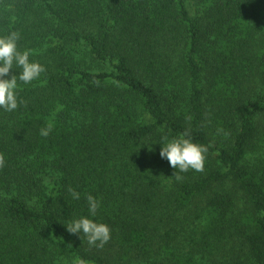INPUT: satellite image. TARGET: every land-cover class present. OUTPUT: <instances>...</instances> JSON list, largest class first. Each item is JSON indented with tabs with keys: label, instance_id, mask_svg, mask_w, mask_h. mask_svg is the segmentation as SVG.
Wrapping results in <instances>:
<instances>
[{
	"label": "trees",
	"instance_id": "16d2710c",
	"mask_svg": "<svg viewBox=\"0 0 264 264\" xmlns=\"http://www.w3.org/2000/svg\"><path fill=\"white\" fill-rule=\"evenodd\" d=\"M13 30L45 71L0 109V264H264V0H0ZM185 131L208 151L177 181ZM88 195L103 248L66 229Z\"/></svg>",
	"mask_w": 264,
	"mask_h": 264
},
{
	"label": "clouds",
	"instance_id": "9594fccd",
	"mask_svg": "<svg viewBox=\"0 0 264 264\" xmlns=\"http://www.w3.org/2000/svg\"><path fill=\"white\" fill-rule=\"evenodd\" d=\"M19 39L18 31L0 34V109L6 112H12L18 107L19 85L30 84L45 71L42 64L29 59V50L18 48ZM10 70H17V74L9 76ZM50 131L51 125L41 128L40 135L46 137ZM159 142V156L174 169L171 176L177 181L182 180L180 173L204 170L208 148L195 142L187 131L175 136L161 135ZM68 192L73 200L80 199V193L75 189L69 187ZM86 202L88 215L74 217L66 225V229L69 233L83 235L90 247L103 248L111 238V230L106 223L93 219L101 202L92 195L86 197ZM78 264L84 262L79 261Z\"/></svg>",
	"mask_w": 264,
	"mask_h": 264
},
{
	"label": "rangeland",
	"instance_id": "374dc122",
	"mask_svg": "<svg viewBox=\"0 0 264 264\" xmlns=\"http://www.w3.org/2000/svg\"><path fill=\"white\" fill-rule=\"evenodd\" d=\"M241 198L240 197H238V200H237V202H239L240 204L238 205V207H240L241 206ZM196 203H193V205L191 206V208H196V205H195ZM201 203H200V205H199V207H201ZM181 233H182V231H179L178 232V234H176V235H178L176 238H177V240H176V242L175 243H173V246H174V248L176 249V255L177 256H179V257H183L182 255H181V253L182 254H184V252L185 251H190L191 249H194V245H193V243L198 239V237H199V234H198V231H197V233L193 236V234H194V231H193V229H187V230H185V232L183 233L184 235H185V238H182V237H179L180 235H181ZM192 238V240L190 241V239Z\"/></svg>",
	"mask_w": 264,
	"mask_h": 264
}]
</instances>
